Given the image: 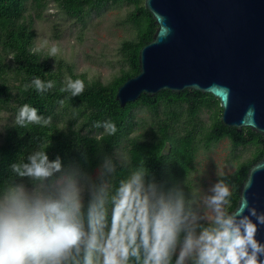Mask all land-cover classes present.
<instances>
[{
	"label": "clouds",
	"instance_id": "9594fccd",
	"mask_svg": "<svg viewBox=\"0 0 264 264\" xmlns=\"http://www.w3.org/2000/svg\"><path fill=\"white\" fill-rule=\"evenodd\" d=\"M57 51L51 48L53 56ZM54 86L36 77L26 87L43 94ZM84 90V81L71 77L62 88L72 97ZM51 123L30 104L13 122L19 128ZM93 127L101 149L118 132L110 119ZM47 148L38 144L0 183V264H264V241L257 238L264 211L246 200L232 211L225 180L206 192L157 180L143 159L134 163L120 147L102 152L92 174L60 156L50 159ZM119 168L127 175L117 181Z\"/></svg>",
	"mask_w": 264,
	"mask_h": 264
},
{
	"label": "trees",
	"instance_id": "16d2710c",
	"mask_svg": "<svg viewBox=\"0 0 264 264\" xmlns=\"http://www.w3.org/2000/svg\"><path fill=\"white\" fill-rule=\"evenodd\" d=\"M71 19L85 21L103 9L128 7L121 22L132 37L122 42L121 67L108 82L89 79L77 73L75 66L61 58L50 57L35 48L36 25L49 5ZM156 26L145 0H0V113L6 112L8 123L0 141V183L12 177L10 166L35 150L38 144L47 148L50 159L60 156L65 165L79 163L92 174L101 160V153L112 155L116 148H125L134 163L140 159L157 180L186 182L194 189L191 176L201 148L210 149L228 140L234 150L249 149L246 160L239 161L233 173L220 177L232 187L231 210L239 200V189L252 165L264 156V137L249 128L241 132L222 122L220 102L212 94L185 90L162 91L154 96L143 94L136 102L121 107L116 99L120 86L140 72V50L152 41ZM39 77L54 82V87L40 94L31 85ZM67 77L85 83L84 92L76 97L62 91ZM30 104L39 114L51 117L47 127L14 126L19 108ZM149 115L145 122L137 116ZM112 120L118 128L115 137L101 146L92 139L94 123ZM141 133L137 134V131ZM87 153V161L82 153ZM127 175L119 168L117 181Z\"/></svg>",
	"mask_w": 264,
	"mask_h": 264
},
{
	"label": "water",
	"instance_id": "95a60500",
	"mask_svg": "<svg viewBox=\"0 0 264 264\" xmlns=\"http://www.w3.org/2000/svg\"><path fill=\"white\" fill-rule=\"evenodd\" d=\"M156 31L140 72L119 87L121 107L169 90L212 94L225 126L264 137V0H145ZM264 211V156L248 171L234 210ZM257 238L264 241V227Z\"/></svg>",
	"mask_w": 264,
	"mask_h": 264
},
{
	"label": "rangeland",
	"instance_id": "374dc122",
	"mask_svg": "<svg viewBox=\"0 0 264 264\" xmlns=\"http://www.w3.org/2000/svg\"><path fill=\"white\" fill-rule=\"evenodd\" d=\"M127 9L122 5L109 6L81 22L69 18L50 4L36 25L35 48L45 55L73 64L77 73H86L91 80L108 82L121 67L119 48L122 42L132 37L128 26L121 23ZM52 47L58 49L54 56ZM7 116L6 112L0 113V141L3 127L8 123ZM137 117L145 122L149 120L146 113ZM141 132L139 130L137 134ZM249 155V149L234 150L228 140L210 149L201 148L191 176L194 189L206 192L220 177L233 173L238 162L246 160Z\"/></svg>",
	"mask_w": 264,
	"mask_h": 264
}]
</instances>
